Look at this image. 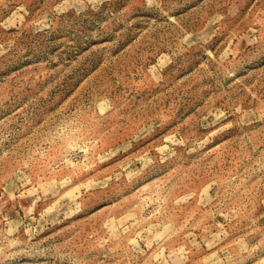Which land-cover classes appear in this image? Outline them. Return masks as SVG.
Masks as SVG:
<instances>
[{"label":"rangeland","instance_id":"1","mask_svg":"<svg viewBox=\"0 0 264 264\" xmlns=\"http://www.w3.org/2000/svg\"><path fill=\"white\" fill-rule=\"evenodd\" d=\"M0 264H264V0H0Z\"/></svg>","mask_w":264,"mask_h":264}]
</instances>
